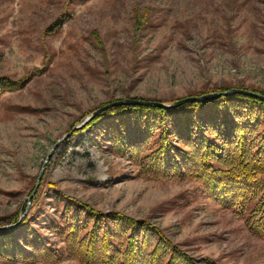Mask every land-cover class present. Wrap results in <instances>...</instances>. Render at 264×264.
Segmentation results:
<instances>
[{
    "label": "rangeland",
    "instance_id": "rangeland-1",
    "mask_svg": "<svg viewBox=\"0 0 264 264\" xmlns=\"http://www.w3.org/2000/svg\"><path fill=\"white\" fill-rule=\"evenodd\" d=\"M4 77L22 86L0 96V228L28 218L59 256L0 264H83L54 233L57 195L146 220L195 258L264 264V239L198 181L145 177L84 130L124 99L264 93V0H0Z\"/></svg>",
    "mask_w": 264,
    "mask_h": 264
},
{
    "label": "trees",
    "instance_id": "trees-1",
    "mask_svg": "<svg viewBox=\"0 0 264 264\" xmlns=\"http://www.w3.org/2000/svg\"><path fill=\"white\" fill-rule=\"evenodd\" d=\"M21 84L0 78V96ZM88 129L128 155L145 177L198 181L215 203L239 212L251 234L264 239V100L230 94L176 108L116 105L94 116ZM55 198L64 205L62 224L54 233L68 256L83 264H216L191 256L146 220ZM34 231L28 218L0 230V257L34 262L57 258V251L47 249Z\"/></svg>",
    "mask_w": 264,
    "mask_h": 264
},
{
    "label": "water",
    "instance_id": "water-1",
    "mask_svg": "<svg viewBox=\"0 0 264 264\" xmlns=\"http://www.w3.org/2000/svg\"><path fill=\"white\" fill-rule=\"evenodd\" d=\"M232 93L256 97V98H259L261 100H264V95L257 94V93L247 91V90H232V91H229L225 94L227 95V94H232ZM220 95L221 94H209V95H205L201 98H199V97H188V98L179 100V101H177L173 104H170V105H167V104L161 103V102H150V101H143V100H138V99H124L122 101L110 104V105L106 106L105 108L98 110L89 119L93 118L95 115L102 112L103 110L108 109L112 106H116V105H145V106H154V107H160V108H176V107H179L181 105H184V104L190 103V102H195V101H199V100L216 99V98L220 97ZM44 170H45V167L42 169V173ZM41 178L42 177L40 176L37 187L39 186V182L41 181ZM1 229H3V228H0V230Z\"/></svg>",
    "mask_w": 264,
    "mask_h": 264
}]
</instances>
